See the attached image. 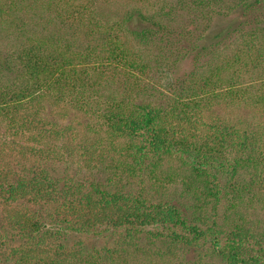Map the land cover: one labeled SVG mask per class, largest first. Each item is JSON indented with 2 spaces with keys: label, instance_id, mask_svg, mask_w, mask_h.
I'll return each mask as SVG.
<instances>
[{
  "label": "trees",
  "instance_id": "obj_1",
  "mask_svg": "<svg viewBox=\"0 0 264 264\" xmlns=\"http://www.w3.org/2000/svg\"><path fill=\"white\" fill-rule=\"evenodd\" d=\"M256 196L264 0H0V264H264Z\"/></svg>",
  "mask_w": 264,
  "mask_h": 264
},
{
  "label": "rangeland",
  "instance_id": "obj_2",
  "mask_svg": "<svg viewBox=\"0 0 264 264\" xmlns=\"http://www.w3.org/2000/svg\"><path fill=\"white\" fill-rule=\"evenodd\" d=\"M173 188V187H171ZM174 188L176 189V192H181L180 186L178 188V184H176L174 186ZM180 189V190H179ZM254 202L250 205L244 206L242 207V211L241 214L243 216L244 219V223L246 224H256L257 228H262L264 227V198H257L254 197L253 198ZM241 208V207H240ZM226 209V207H224V210ZM76 239H73L72 242H75ZM208 249L207 253L202 252L201 255H203V257H201L200 259L197 258V253L194 256H190L184 257V264H194V262L196 261V259H198L199 261H201L204 264H222L219 260L218 254L216 252V250L214 248H212L210 245H206L205 246ZM143 261V260H141ZM136 263H133V261H131L130 264H146V262H138L135 261ZM147 264H149L147 262Z\"/></svg>",
  "mask_w": 264,
  "mask_h": 264
}]
</instances>
